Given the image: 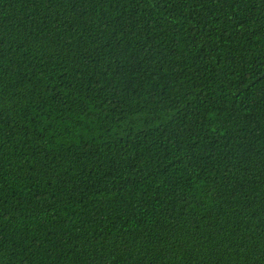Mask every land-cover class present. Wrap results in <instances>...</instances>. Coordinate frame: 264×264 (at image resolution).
<instances>
[{
	"label": "trees",
	"instance_id": "obj_1",
	"mask_svg": "<svg viewBox=\"0 0 264 264\" xmlns=\"http://www.w3.org/2000/svg\"><path fill=\"white\" fill-rule=\"evenodd\" d=\"M0 264H264V0H0Z\"/></svg>",
	"mask_w": 264,
	"mask_h": 264
}]
</instances>
